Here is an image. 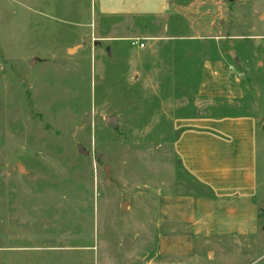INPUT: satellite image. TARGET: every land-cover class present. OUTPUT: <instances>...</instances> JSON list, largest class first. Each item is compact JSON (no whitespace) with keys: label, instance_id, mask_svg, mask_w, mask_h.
Returning a JSON list of instances; mask_svg holds the SVG:
<instances>
[{"label":"rangeland","instance_id":"1","mask_svg":"<svg viewBox=\"0 0 264 264\" xmlns=\"http://www.w3.org/2000/svg\"><path fill=\"white\" fill-rule=\"evenodd\" d=\"M178 39L190 41L178 61L189 72L171 78L180 96L166 89ZM204 56L238 76L239 101L199 95ZM224 103L260 128L248 163L258 208L242 212L257 227L243 235L202 231L196 221L222 211L203 205L214 192L172 142L177 119ZM263 124L264 0H172L150 17L101 15L96 0H0V264H264ZM217 146L225 162L192 163L248 189L245 163Z\"/></svg>","mask_w":264,"mask_h":264},{"label":"crops","instance_id":"2","mask_svg":"<svg viewBox=\"0 0 264 264\" xmlns=\"http://www.w3.org/2000/svg\"><path fill=\"white\" fill-rule=\"evenodd\" d=\"M96 4L101 15L153 16L157 12L171 10L172 0H96ZM200 74L199 95L230 99L243 97L240 79L232 72L224 59L206 60L201 65ZM176 122L180 127L177 139L172 142L184 146L178 155L182 159L183 166L192 176L202 184L209 186L214 192L207 201L209 204L203 205H208L212 211H222L219 220H211L208 223L205 218L198 219L196 222L201 225L202 231L208 235L213 228L218 230L217 234L225 231L223 229H227V234L235 231L243 235L251 231L247 230L249 223L254 230L257 227V213L253 217L245 219L242 212L253 206L258 208L249 189L256 183L254 175L251 173L252 168L248 164L256 155L257 140L261 136L257 120L245 114L229 117L179 118ZM262 129L264 126L261 127ZM236 130L237 132L233 134L232 132ZM237 133L239 134L236 135ZM262 137L264 138V136ZM214 138L218 141H215ZM217 144L226 145V152H230L232 155L224 157H234L232 163H245L241 178L245 182L243 186L248 189L235 190L233 186L238 185L236 181H233L232 185L223 179L210 176L202 165L200 167L199 164L192 163L194 159L209 161L211 158L216 159L219 163L225 162L221 158L222 152L216 151ZM225 176L229 178L228 172ZM236 196H242L241 205H239L240 202L234 201L233 197ZM200 202L202 201L200 200Z\"/></svg>","mask_w":264,"mask_h":264},{"label":"trees","instance_id":"3","mask_svg":"<svg viewBox=\"0 0 264 264\" xmlns=\"http://www.w3.org/2000/svg\"><path fill=\"white\" fill-rule=\"evenodd\" d=\"M143 17V16H142ZM144 17H150V16H144ZM189 45H190V41H182L180 39H178L175 44H170L168 46V49L166 50V54L167 56H173L174 57V67L175 68H172V70L170 71L171 72V77H170V87L166 88L168 90L171 91V89L174 87L176 89V93H178V96L179 95V90H180V87H179V84L177 81H175V83L173 84L172 83V79L171 78H175L177 77V74L180 75L182 72H183V75H185L184 73H187L189 71H182L181 70V67H179V63L178 61L181 60L183 57H185L186 59V51H188L187 49L189 48ZM200 52L203 51V48L200 47L199 50ZM213 52V51H212ZM217 57H203L202 58V62L200 64V67H199V71H198V78H197V81H196V85H195V88L198 89V83H199V80H200V70H201V65L203 63V61L205 60H208V59H216ZM169 83V82H168ZM172 83V84H171ZM187 91V90H186ZM129 93H131L130 89H129ZM164 99V98H163ZM201 99H206V98H201ZM216 101H221V102H225V101H229V98H225V97H216L214 98ZM231 101H239L237 99H230ZM213 109H214V112L215 113H212V114H207V113H204L202 115H195V116H188V115H183L181 117H185V118H191V117H229V116H242V115H245L246 113L243 112L241 113L240 111H238L239 109H235L232 105H228L226 103L220 105L219 107L216 105L213 106ZM144 114L148 117V112H142L141 115Z\"/></svg>","mask_w":264,"mask_h":264},{"label":"water","instance_id":"4","mask_svg":"<svg viewBox=\"0 0 264 264\" xmlns=\"http://www.w3.org/2000/svg\"><path fill=\"white\" fill-rule=\"evenodd\" d=\"M240 1H249V0H240ZM109 51V53H110V49L108 50ZM229 54L232 56V57H236V51L234 50V49H232V50H230L229 51ZM237 60V59H236ZM113 118L112 117H108L107 118V120L109 121V120H112ZM81 148H82V145L80 144L79 145V149H80V151H82L81 150ZM18 170L20 171V172H26V168L22 165V164H18ZM124 204H125V202H124Z\"/></svg>","mask_w":264,"mask_h":264},{"label":"built area","instance_id":"5","mask_svg":"<svg viewBox=\"0 0 264 264\" xmlns=\"http://www.w3.org/2000/svg\"><path fill=\"white\" fill-rule=\"evenodd\" d=\"M133 43L138 45L139 47H144L145 45V43L141 41L140 39H136V41H134Z\"/></svg>","mask_w":264,"mask_h":264}]
</instances>
